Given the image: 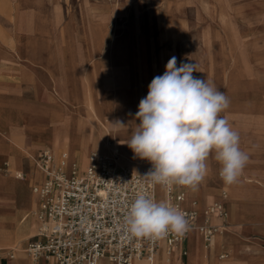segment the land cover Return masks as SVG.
I'll list each match as a JSON object with an SVG mask.
<instances>
[{
  "label": "rangeland",
  "instance_id": "rangeland-1",
  "mask_svg": "<svg viewBox=\"0 0 264 264\" xmlns=\"http://www.w3.org/2000/svg\"><path fill=\"white\" fill-rule=\"evenodd\" d=\"M22 2L20 9L35 16L28 24L36 33L28 54L36 55V63L26 74L29 80L23 96L34 101L29 108L37 113L34 122L38 126L53 109H84L100 88L120 101L124 95L135 94L139 86L148 93L152 79L162 75L175 56L177 66L195 63L193 75L205 78L226 95L230 104L220 115L240 137L264 138V0H0V38L11 47L16 40L4 34L11 31L9 16ZM45 43L56 48L58 58L51 70L46 67ZM53 45L49 47L52 52ZM108 76L109 84L99 83ZM38 86L49 93L43 94L42 104ZM60 87L74 89L77 104L67 100ZM8 123L3 107L0 126L6 128ZM28 151L0 152V176L7 179L1 190L18 209H32L35 200L32 188L36 184L26 180V173L32 175L35 169L31 156L37 148ZM47 151L54 153L50 148ZM61 151L65 150L55 153ZM16 157L20 167L13 170ZM15 171L23 177L17 178ZM13 179L20 181L14 185ZM3 218L1 227L14 224L11 215ZM253 237L264 241L262 232ZM29 238L20 242L22 247ZM0 243L8 247L14 236Z\"/></svg>",
  "mask_w": 264,
  "mask_h": 264
},
{
  "label": "built area",
  "instance_id": "built-area-1",
  "mask_svg": "<svg viewBox=\"0 0 264 264\" xmlns=\"http://www.w3.org/2000/svg\"><path fill=\"white\" fill-rule=\"evenodd\" d=\"M42 180L32 188L38 197V215L49 220L39 234L25 244L27 264H42L52 258L57 264H132L134 259L151 260L161 241L177 245L191 228L207 238L226 223L222 202L202 210L182 205L184 187L154 184L145 174L153 165L137 171L116 168L113 162L92 152L84 168L63 153L41 149L34 158ZM144 194L156 202H167L186 213L189 229L184 235L169 232L162 238L131 237L124 218L135 198ZM11 252L8 253L10 255Z\"/></svg>",
  "mask_w": 264,
  "mask_h": 264
},
{
  "label": "clouds",
  "instance_id": "clouds-1",
  "mask_svg": "<svg viewBox=\"0 0 264 264\" xmlns=\"http://www.w3.org/2000/svg\"><path fill=\"white\" fill-rule=\"evenodd\" d=\"M195 63H180L172 56L162 75L148 85L138 105L136 125L127 143L136 156L150 161L145 174L154 184L185 186L195 191L208 171L212 152L220 163L219 176L227 185L238 181L249 156L240 148L239 133L220 115L229 107L226 95L193 75ZM114 126L126 127L122 122ZM131 237L162 238L189 229L186 213L167 202L140 194L124 218Z\"/></svg>",
  "mask_w": 264,
  "mask_h": 264
},
{
  "label": "crops",
  "instance_id": "crops-1",
  "mask_svg": "<svg viewBox=\"0 0 264 264\" xmlns=\"http://www.w3.org/2000/svg\"><path fill=\"white\" fill-rule=\"evenodd\" d=\"M23 5V2L22 4H16L15 12L13 9V13L9 16L12 23L11 31L4 34L16 40L14 46H8V44L5 43L6 39L0 38V109L3 107L7 109L8 120L10 121L8 132L5 133L0 131V152L6 153L12 152L13 150L26 152L29 149L37 148V152L34 156H31L34 162L35 156L43 148V142L32 136L33 129L37 124L34 122L37 113L30 110L29 107L33 105L34 101H28L27 98L23 96V92H25V84L29 80L26 74L35 67L34 63H36L34 58L28 54V47L33 44L30 40L36 35V33H33L32 27H28V24L30 25L35 21V16L29 15L23 8L20 9ZM45 45L47 47L45 54L48 59L46 67L48 70H51L56 66L58 58L56 48L50 43H45ZM52 45L54 46L53 52L49 48ZM31 80H34V78ZM109 81L110 77L108 76L104 81L99 80V83L109 84ZM18 86H20L21 89H18ZM40 87L39 90L41 89ZM42 91L43 94L46 93L45 90ZM32 92H35V88L32 89ZM45 95H49V93L47 92ZM45 95H43V98ZM14 120H20L21 127L14 126ZM23 124L26 125L23 126ZM25 137L27 139V145L25 147L27 150L16 142V138L21 140ZM240 143H243L244 148H241V150L248 154L249 160L243 169L242 175L238 178V181L231 185H227L223 182L219 176L220 170L218 172L215 171L216 169H220L221 165L214 159L215 153L212 152L210 159L207 161V175L197 189V198L194 199L196 204L186 207L200 211L214 202H222L226 209V217L224 220L217 217L213 218L214 223L224 222L227 224V226L217 230L221 232V244L215 245L216 231L213 234L210 245L208 243L209 246L207 245L202 251L201 264H264V241L253 237L255 233H264V215H262L264 214V138L241 136ZM63 153L68 156L69 160H74L79 164L78 158L72 157L66 151L54 154L59 158ZM15 162L13 160V169L15 168ZM26 175L28 180L33 182L36 181L35 184L40 183L43 177L42 172L38 170L36 166L32 175H30V173H26ZM4 184H7V179L0 176V190ZM174 189H177L176 185H174ZM242 205H252L259 211L256 212L257 215L253 220L242 221L239 219V210L243 207ZM10 209L14 210L18 208L14 204ZM5 215L14 217V212L9 213V211H5L3 217ZM3 222L4 221L0 220V224ZM231 226H239L238 229L241 228V230H239L241 232L231 229ZM5 228L0 227L8 238L13 236L14 224L9 228ZM192 236L195 240L197 235L193 234ZM187 241L188 237L186 235L183 241L170 247L174 255V264H187ZM23 248L25 249V247ZM227 252L230 253H228L229 257H221L227 254ZM141 260L143 259L141 258ZM49 262L55 264L53 260H49L42 264H49ZM14 263L15 260L13 256H9V258L0 257V264ZM18 263L27 264V258L25 259L19 256Z\"/></svg>",
  "mask_w": 264,
  "mask_h": 264
},
{
  "label": "bare ground",
  "instance_id": "bare-ground-1",
  "mask_svg": "<svg viewBox=\"0 0 264 264\" xmlns=\"http://www.w3.org/2000/svg\"><path fill=\"white\" fill-rule=\"evenodd\" d=\"M30 56L34 57L36 55L33 56L30 54ZM62 89L61 90L64 92L66 99L77 104L79 98L77 97L75 90L70 87H62ZM139 89L140 86L135 94L128 96L124 95L123 100L120 101L114 97L108 96V92L105 89L100 88L93 98L89 97L90 101H88L84 109L71 106L61 109H53L50 116L44 120L45 122L43 125H35L32 136L43 142L42 146H46V148H44L45 150L50 148L55 153L59 149H64L72 155V157H79L81 168L86 166L88 157L92 152H99V154L109 158L116 168L137 171L145 166V162H149L146 165H152L150 161L136 156L127 145L132 138L136 125L140 123L135 117V113L138 111L139 102L142 98L147 96L146 91L142 92ZM37 93L39 96L38 101L43 99V93L39 89H37ZM42 103L43 102L41 101V104ZM118 121L122 122L126 127L119 128L118 126H114ZM8 125L6 128L0 126V131L7 133L9 129ZM25 125L26 124H23V126ZM14 126L21 127L20 120H14ZM16 142L23 146L22 148L27 150V148H25L27 145L26 137L21 140L16 138ZM210 157L211 154L208 160ZM19 167V158H16L14 169ZM16 177H23V174L16 172ZM19 181L20 180L13 179L12 182L16 185V182ZM29 187H31V185ZM34 197L35 200L32 209L26 208L12 210L10 208L13 204L5 197L4 192L0 190V220L4 219L3 215L5 214V211H9V213L14 212V243L10 244L8 247H5L6 245L4 243H0V257H5L11 252L10 257H14V264H19V256H22L25 259L27 258L26 250L21 246L20 242L24 238L39 234L45 224L50 223L49 220H44L39 217L37 207L39 204L36 193H34ZM195 198H197V190L193 191L190 188L185 187L182 205L187 207L196 204L194 201ZM256 212L258 211L254 206L244 205L239 210V219L242 221H251L254 219L253 216ZM2 230L0 229V240H6L8 237L3 234ZM187 233V264H201L202 251L209 242L204 234L200 233L195 228L189 229ZM193 234L197 235L195 240L193 239ZM220 237L221 232L217 231L215 235L216 246L220 243ZM181 241H183V239ZM228 253L229 252L221 257H229L230 253ZM49 260L51 261L53 259L50 258ZM173 261L174 255L172 254L171 248L165 246V242L161 241L150 261L146 259H134L132 264H174ZM49 264L52 263L49 262ZM55 264L57 263L55 262Z\"/></svg>",
  "mask_w": 264,
  "mask_h": 264
}]
</instances>
